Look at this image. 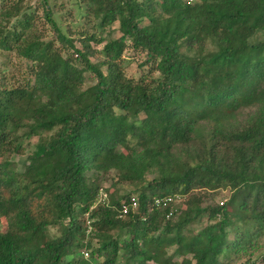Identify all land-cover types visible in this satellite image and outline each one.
<instances>
[{
    "label": "trees",
    "instance_id": "obj_1",
    "mask_svg": "<svg viewBox=\"0 0 264 264\" xmlns=\"http://www.w3.org/2000/svg\"><path fill=\"white\" fill-rule=\"evenodd\" d=\"M89 2L120 33L97 63L92 35L76 48L48 11L52 38L23 34L31 14L1 6L23 69L0 73V264H264V0ZM125 42L156 79L123 75Z\"/></svg>",
    "mask_w": 264,
    "mask_h": 264
},
{
    "label": "rangeland",
    "instance_id": "obj_2",
    "mask_svg": "<svg viewBox=\"0 0 264 264\" xmlns=\"http://www.w3.org/2000/svg\"><path fill=\"white\" fill-rule=\"evenodd\" d=\"M193 2L194 0H188ZM14 4L18 9L19 13L17 17H20L21 13L29 12V27L23 31V34H43L45 39L52 38V25L44 17V12L48 11L50 18L55 22L59 30L65 34L73 42L76 48L81 49L82 38L92 35L94 39H90L85 42L86 47L91 50V54L88 59L92 63L102 61L103 56V45L110 41H117L120 33L118 31L117 22L105 24L103 27L99 26V18L94 15V6L89 0H0V22L6 24L7 20L6 10L1 6H9ZM14 18L11 17L9 23L14 22ZM20 29V28H19ZM29 31V32H28ZM262 38L261 34L255 35L256 39ZM101 41L96 42L97 39ZM119 42V41H118ZM144 60L143 54L133 50L129 46V42L122 44V49L117 60L119 67L125 77L132 79L133 81L142 79L150 82L158 77L157 71H152L148 64L142 63ZM23 69L22 62H19L13 51H0V73L6 77L17 76V70ZM104 67L102 68V70ZM85 85L89 84L92 80L89 73H85ZM12 80V79H11ZM10 80V81H11ZM253 108L243 109L241 115L237 118L240 122L244 123L246 120V114ZM36 138L32 137L30 142H35ZM28 152L26 148L25 154ZM10 160L17 162L16 156L10 157ZM22 166L17 163L16 170L20 171ZM151 177L149 174L145 175L144 180H149ZM116 175L113 172H108L99 176V183L101 187L108 189L109 194L112 197L124 195L132 190V186L126 183L116 182ZM133 195V194H132ZM229 195L227 188H218L213 191H209L206 197L202 201V206L210 203H221L224 202ZM134 196V195H133ZM178 199L175 200L174 204H179ZM205 223V217L201 218L200 223L193 225L192 234H195ZM5 228L4 219L0 218V231ZM264 240V238H262ZM264 242V241H261ZM264 252V248L262 249ZM176 262L180 261V258H176ZM242 259L235 260L233 264H241Z\"/></svg>",
    "mask_w": 264,
    "mask_h": 264
},
{
    "label": "built area",
    "instance_id": "obj_3",
    "mask_svg": "<svg viewBox=\"0 0 264 264\" xmlns=\"http://www.w3.org/2000/svg\"><path fill=\"white\" fill-rule=\"evenodd\" d=\"M158 202H159V200L158 199H155V203H158ZM131 205L132 206H135L134 198H131ZM126 211H127V205L122 202L121 203V206H120V215H124L126 213ZM81 253H82V256L84 258H86L88 256V251L85 250V249H82L81 250Z\"/></svg>",
    "mask_w": 264,
    "mask_h": 264
}]
</instances>
